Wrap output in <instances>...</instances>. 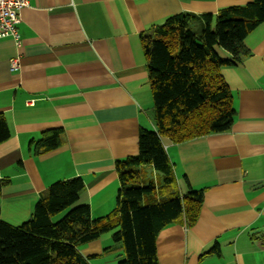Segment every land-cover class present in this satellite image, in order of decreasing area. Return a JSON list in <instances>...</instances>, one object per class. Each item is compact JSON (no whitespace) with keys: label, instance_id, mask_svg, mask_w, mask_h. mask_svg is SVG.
Returning <instances> with one entry per match:
<instances>
[{"label":"crops","instance_id":"0c3cea01","mask_svg":"<svg viewBox=\"0 0 264 264\" xmlns=\"http://www.w3.org/2000/svg\"><path fill=\"white\" fill-rule=\"evenodd\" d=\"M252 1L30 0L21 47L0 40V114L11 133L0 144V179L10 180L0 218L22 225L46 189L78 177L85 189L76 206L89 205L94 219L110 215L121 188L116 163L139 153L141 129L156 130L142 36L171 16H216ZM245 45L250 55L222 71L233 95L232 129L184 143L163 139L180 192L204 190V200L195 225L160 232V264H264V22ZM18 56L21 68L12 72ZM55 129L61 146L35 155L32 142ZM113 234L81 253L92 264H118L123 253Z\"/></svg>","mask_w":264,"mask_h":264},{"label":"trees","instance_id":"16d2710c","mask_svg":"<svg viewBox=\"0 0 264 264\" xmlns=\"http://www.w3.org/2000/svg\"><path fill=\"white\" fill-rule=\"evenodd\" d=\"M192 22L200 28L194 30ZM263 22L264 0H254L224 8L216 16H171L143 35L156 130L141 129L139 153L116 163L121 184L116 208L94 219L89 205L76 206L85 189L82 178L56 182L22 225L0 218V264H92L94 257H84L81 248L110 232L123 253L118 264H160V232L174 223L195 225L204 200V190L180 192L163 139L184 143L232 129L233 95L222 71L250 55L245 39ZM61 134L59 129L44 132L32 142L34 154L59 148ZM10 137L0 114V144ZM148 167L162 176L158 191L154 182L143 179ZM9 183L0 179V193Z\"/></svg>","mask_w":264,"mask_h":264},{"label":"built area","instance_id":"2783aa9c","mask_svg":"<svg viewBox=\"0 0 264 264\" xmlns=\"http://www.w3.org/2000/svg\"><path fill=\"white\" fill-rule=\"evenodd\" d=\"M30 5V0H0V40L11 38L18 47L22 40L19 25L22 21L21 12ZM21 68L20 57L11 61L10 70L16 72Z\"/></svg>","mask_w":264,"mask_h":264},{"label":"rangeland","instance_id":"374dc122","mask_svg":"<svg viewBox=\"0 0 264 264\" xmlns=\"http://www.w3.org/2000/svg\"><path fill=\"white\" fill-rule=\"evenodd\" d=\"M154 170L144 169L143 170V179L146 183L154 182L156 184L157 191L159 190V184L162 183V176L158 172H153ZM159 182V184H158ZM158 193V192H157ZM158 196V194H157Z\"/></svg>","mask_w":264,"mask_h":264}]
</instances>
